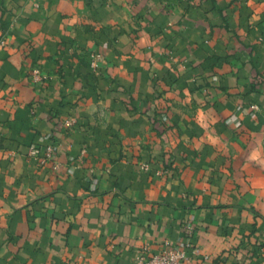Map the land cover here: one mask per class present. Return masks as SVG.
<instances>
[{"label":"crops","instance_id":"obj_1","mask_svg":"<svg viewBox=\"0 0 264 264\" xmlns=\"http://www.w3.org/2000/svg\"><path fill=\"white\" fill-rule=\"evenodd\" d=\"M0 36V264H132L186 222L200 264H264V0H0Z\"/></svg>","mask_w":264,"mask_h":264},{"label":"built area","instance_id":"obj_2","mask_svg":"<svg viewBox=\"0 0 264 264\" xmlns=\"http://www.w3.org/2000/svg\"><path fill=\"white\" fill-rule=\"evenodd\" d=\"M5 37L0 36V46H4ZM34 79L40 80V76L34 72ZM258 110L257 104H250V114ZM75 123L74 118H67L65 124L71 126ZM54 146L52 144L45 146L42 155L38 156V163L43 165L47 162H51L53 168H57V162H54ZM150 164L148 162H142L140 169L148 170ZM166 173L165 169L156 170L155 174L162 176ZM194 225L191 222H186L183 226V239L175 243H165L162 250L157 252H150L146 246H143L139 253L135 256L132 264H200V261L193 259L194 256L199 255V250L191 242L193 235ZM190 253V254H189ZM207 258L203 255V259ZM251 264V263H248Z\"/></svg>","mask_w":264,"mask_h":264}]
</instances>
